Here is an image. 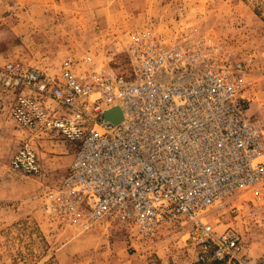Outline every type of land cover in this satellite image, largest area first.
Listing matches in <instances>:
<instances>
[{
  "label": "built area",
  "instance_id": "1",
  "mask_svg": "<svg viewBox=\"0 0 264 264\" xmlns=\"http://www.w3.org/2000/svg\"><path fill=\"white\" fill-rule=\"evenodd\" d=\"M125 70L91 59H65L56 75L8 63L2 89L13 95L11 118L24 133L10 168L42 173L36 147L53 138L73 147L65 174L45 193L58 225L85 233L103 222L135 225L149 237L169 220L221 261L240 244L215 236L206 209L237 193L264 191V121L247 115L245 63L192 32L162 36L137 29ZM119 107L123 119L105 124Z\"/></svg>",
  "mask_w": 264,
  "mask_h": 264
},
{
  "label": "rangeland",
  "instance_id": "2",
  "mask_svg": "<svg viewBox=\"0 0 264 264\" xmlns=\"http://www.w3.org/2000/svg\"><path fill=\"white\" fill-rule=\"evenodd\" d=\"M192 32L245 63L247 115L264 121V0H0V70L8 63L59 73L67 59L125 70L133 31ZM13 95L0 82V264H264V191L237 193L205 210L215 236L233 230L240 244L217 261L191 234L193 224L169 220L149 237L135 225L103 222L80 233L45 211V193L69 166L73 147L51 137L35 149L38 176L10 168L24 133L11 118ZM123 119L119 107L105 124Z\"/></svg>",
  "mask_w": 264,
  "mask_h": 264
}]
</instances>
